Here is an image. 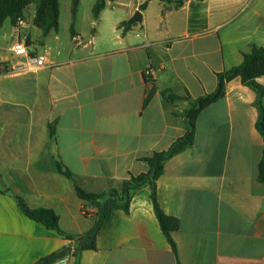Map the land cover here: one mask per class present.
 <instances>
[{
	"label": "crops",
	"instance_id": "crops-1",
	"mask_svg": "<svg viewBox=\"0 0 264 264\" xmlns=\"http://www.w3.org/2000/svg\"><path fill=\"white\" fill-rule=\"evenodd\" d=\"M167 1L104 0L86 32L76 29V12L72 35L61 31L60 13L58 31L45 36L24 18L11 26L0 47V264L49 256L51 264H264L263 140L255 93L238 77L201 112L193 146L167 160L155 183L159 208L179 221L176 255L147 186L101 226L95 250L76 252L96 209L75 184L103 193L146 173L142 158L183 136L185 111L216 89L217 74L264 47V0ZM136 11L141 22L128 25ZM23 39L31 56L46 48L44 67L22 68L10 48ZM257 82L264 87V76ZM15 197L53 211L75 238L26 217Z\"/></svg>",
	"mask_w": 264,
	"mask_h": 264
},
{
	"label": "trees",
	"instance_id": "trees-1",
	"mask_svg": "<svg viewBox=\"0 0 264 264\" xmlns=\"http://www.w3.org/2000/svg\"><path fill=\"white\" fill-rule=\"evenodd\" d=\"M160 1L170 2L167 0ZM174 4L180 6L182 0H178ZM31 6H34V14L32 18L33 26L39 29L44 36L50 32L58 31L60 13L58 0H0V29L6 20H9L11 26L14 27L19 19L24 18L26 10ZM104 6V0H98L95 3L92 9V16L95 20L104 9ZM77 7L78 0H73L71 8V35L73 34V24ZM144 7L145 4L141 5L140 9H144ZM263 76L264 47L253 46L251 51L243 56L240 65L217 74V86L212 93L196 99L191 107L185 111L184 117L187 123V129L183 136L178 138L167 150L153 152L151 155L142 158V161L148 166V171L146 173L138 176H130L129 179L121 182L119 188H112L103 193H88L75 184L77 196L81 200L89 202L96 209L95 224L91 230L78 238L79 247L76 252L78 253L82 250H95V237L101 226L109 220L113 212L122 210L124 213H127L132 194L136 190L147 186L149 187L150 199L155 217L159 223L161 231L167 238L173 253L176 255V246L171 235L179 228V221L174 217L165 215L159 208L156 201L155 183L162 175L163 166L167 160L193 146L196 134V122L199 115L203 110L222 99L225 96L226 84L237 77L240 79L243 86L248 87L255 93L254 106L258 113L255 128L263 140L262 157L257 167V181L259 183H264V87L257 82V79ZM163 96L171 100L177 98L170 93H164ZM57 169L61 174L74 182L73 175L59 162H57ZM15 201L19 209L29 219L42 224L49 230L56 231L59 235L65 238H75L74 236L65 234L60 229L58 217L53 211L43 208L30 209L19 197H15ZM55 257L56 256H49L42 259L37 264H51Z\"/></svg>",
	"mask_w": 264,
	"mask_h": 264
},
{
	"label": "rangeland",
	"instance_id": "rangeland-1",
	"mask_svg": "<svg viewBox=\"0 0 264 264\" xmlns=\"http://www.w3.org/2000/svg\"><path fill=\"white\" fill-rule=\"evenodd\" d=\"M73 0H58L59 10H60V21H61V31L69 35L71 27V8ZM80 4L77 9L78 24L76 29L80 32H86L89 29L88 22L92 17V9L97 0H79ZM34 14V6L29 7L24 16V20L32 23V18ZM74 27V26H73ZM32 33V39L35 40V34L38 33L37 29L32 28L30 30ZM11 32V24L9 20H6L0 30V47L6 48L9 41V34Z\"/></svg>",
	"mask_w": 264,
	"mask_h": 264
},
{
	"label": "built area",
	"instance_id": "built-area-1",
	"mask_svg": "<svg viewBox=\"0 0 264 264\" xmlns=\"http://www.w3.org/2000/svg\"><path fill=\"white\" fill-rule=\"evenodd\" d=\"M25 22L23 19H19L17 21V24L15 27H21L24 26ZM10 52L19 58H23L24 62L22 63V68L28 70V71H33L39 68H42L45 66V53H46V48L43 49V53L41 55H35L31 56L29 55L27 51V45H26V40H18L14 45L11 46ZM147 77V82L152 81L153 78L151 76L150 71H146L145 73ZM86 214V213H85Z\"/></svg>",
	"mask_w": 264,
	"mask_h": 264
},
{
	"label": "water",
	"instance_id": "water-1",
	"mask_svg": "<svg viewBox=\"0 0 264 264\" xmlns=\"http://www.w3.org/2000/svg\"><path fill=\"white\" fill-rule=\"evenodd\" d=\"M141 22V14L139 11H136L134 15L127 21L128 25Z\"/></svg>",
	"mask_w": 264,
	"mask_h": 264
}]
</instances>
